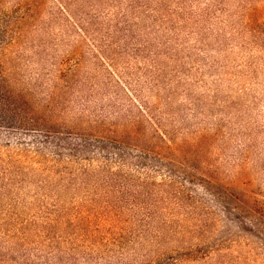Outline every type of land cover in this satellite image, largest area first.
Returning a JSON list of instances; mask_svg holds the SVG:
<instances>
[{
    "label": "trees",
    "instance_id": "obj_1",
    "mask_svg": "<svg viewBox=\"0 0 264 264\" xmlns=\"http://www.w3.org/2000/svg\"><path fill=\"white\" fill-rule=\"evenodd\" d=\"M199 3L203 6L195 10ZM224 5L225 0H107L103 18L92 17V30L81 20L71 23L78 39L72 43L74 54L89 58L91 71L82 73L81 59L71 71L55 69L51 62V68L37 75L34 87L19 83L8 70L7 58L32 30L36 11L26 6L25 15L18 6L0 12V134L42 138L32 148L14 149L10 142L0 148V180H9L0 188L6 198L0 202V264H133L129 245L135 240L142 249L155 246L141 255L140 264L177 263L167 250L160 253L164 222L137 217L132 242L109 232L103 237L91 218L109 223L124 217L115 204L106 202L93 211L92 206L57 197L29 196L24 180H186V173H178L151 147L171 135L162 123L173 114L170 108L180 89L188 97L193 84L218 93L226 79L237 78L210 50L222 46L224 28L216 21L224 15ZM56 17L69 21L68 9L59 6ZM254 30L248 19L238 33L256 39ZM235 31L231 29L228 42L235 39ZM43 43L47 48L48 42ZM145 85L156 99L153 104L143 96ZM59 101L63 113L74 116L73 126L65 130H58L53 119ZM37 108L52 118L39 116ZM213 130L191 134L203 141ZM51 145L53 160L44 152ZM220 206L230 211L227 198ZM208 253L202 252L200 261L212 258Z\"/></svg>",
    "mask_w": 264,
    "mask_h": 264
},
{
    "label": "rangeland",
    "instance_id": "obj_2",
    "mask_svg": "<svg viewBox=\"0 0 264 264\" xmlns=\"http://www.w3.org/2000/svg\"><path fill=\"white\" fill-rule=\"evenodd\" d=\"M62 5L68 9L69 21L56 17ZM18 6L24 14H28L26 6L36 11L32 30L8 53V70L19 83L37 86V75L51 68V62L55 69L71 71L81 59L82 73L91 71V60L74 54L72 43L78 39L71 23L81 20L92 30V17L103 18L107 0H0V12L10 13ZM223 9L224 15L216 21L224 28L222 46L210 50L213 56H220L219 65L227 64L237 78L226 79L218 93L193 84L188 97L180 89L170 108L173 114L166 115L162 123L171 135L151 147L171 161L178 173H186V180H24L29 196L57 197L68 204L92 206L93 211L106 202L113 203L124 217L100 223L93 211L87 216H93L100 235H120L124 242L134 240L137 217H153V224L164 222L166 236L160 253L167 250L177 259L176 264H264V0H225ZM248 19L256 29V39L238 33ZM232 28L237 30L232 32L235 39L228 42ZM45 41L47 48L42 46ZM252 70L257 74L250 76ZM143 87L144 98L156 102L147 86ZM37 110L39 116L52 118ZM64 111L59 101L53 115L58 130L73 126V114ZM203 128L214 130L203 141L192 136ZM39 140V134L2 131L0 148L6 142L14 149L32 148ZM54 150L53 145L44 149L50 160L55 159ZM7 182L0 180V188ZM223 198L231 204L228 213L220 206ZM5 201L0 195V202ZM137 243L129 245L133 264L142 262L147 249L155 250V246L142 249ZM133 250L141 254L134 257ZM202 252H209L212 258L200 261Z\"/></svg>",
    "mask_w": 264,
    "mask_h": 264
}]
</instances>
